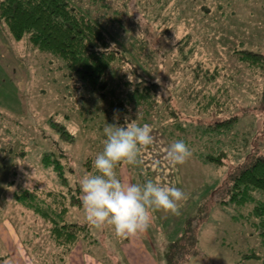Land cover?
<instances>
[{
  "label": "rangeland",
  "instance_id": "rangeland-1",
  "mask_svg": "<svg viewBox=\"0 0 264 264\" xmlns=\"http://www.w3.org/2000/svg\"><path fill=\"white\" fill-rule=\"evenodd\" d=\"M74 3L89 10L112 42L125 50L129 62L117 70V75L124 70V79L135 81L144 74L156 76L169 89L174 84L173 106L185 109L190 114L184 117L187 120L213 122L225 115L222 108L235 105L234 100L240 109L239 120L231 133L221 138L224 155L219 165L197 160L195 152L208 149L201 148L206 141L195 130L186 137L190 157L183 164H174L167 157L174 142L163 132L158 114L147 117L142 107L133 110L130 105V117L123 121L77 78L66 77L58 68L60 63L30 50L26 42H15L0 27V264H51L54 258L47 223L12 195L18 188H57L52 173L40 166V153L51 150L49 140L56 139L49 126L51 119L65 123L73 135V142L57 144L67 152L73 168L67 176L78 182L84 175L95 173L94 159L103 150V130L108 124L123 126L130 121L151 127L153 143L140 148L138 163L120 162L116 171L124 183L151 180L176 186L187 196L180 204V215L154 210L150 228L138 233L151 244L157 264H164L163 242L174 233H182L187 213L192 216V228H197L198 252L186 262L180 260L181 264H264L263 256L241 257V253L262 251L254 228L248 222L232 220L234 210L230 206L213 203V198L206 201L225 173L234 171L255 153L264 152V71L239 63L232 55L234 48L264 52V0ZM181 46L190 51L184 62L178 56ZM123 82L112 86L116 95L124 89ZM214 98L218 108L213 104L206 108ZM10 181L12 186H8ZM67 219L84 221V210L71 207ZM103 229L106 232L99 235L100 246L89 247L82 240L76 243L89 255L86 249L92 250L95 256H91L103 264H114L112 259L106 262L109 251L114 252L119 264L128 263L125 253L132 251L126 245L128 238L117 237L110 225Z\"/></svg>",
  "mask_w": 264,
  "mask_h": 264
},
{
  "label": "trees",
  "instance_id": "trees-1",
  "mask_svg": "<svg viewBox=\"0 0 264 264\" xmlns=\"http://www.w3.org/2000/svg\"><path fill=\"white\" fill-rule=\"evenodd\" d=\"M74 1L0 0V27L15 42H26L30 50L46 54L60 63L58 68L64 71L66 77L77 78L89 92L106 101L122 120L130 117L128 112L131 105L133 110L142 107L147 117L158 114L163 132L173 142L183 140L190 145L186 137L195 130L198 137L205 138L206 142L201 148L208 149L195 152L197 160L219 165L224 155L220 147L221 138L229 135L239 120L237 102L234 100V106L222 108L225 115L213 122L185 119L190 114L185 109L173 106L174 84L169 89L156 76L144 74H139L135 81L124 79V70L117 75V70L121 71L123 65L129 62L125 50L112 42L89 10L79 8ZM187 41L184 44L187 45ZM177 50L179 61L184 62L190 51L186 52L183 46ZM232 55L239 63L261 67L264 71V52L234 48ZM199 70L198 66L196 76ZM214 75L215 71L211 73V78ZM122 79L124 89L120 90V95H116L112 86L119 85ZM114 81L117 82L114 84ZM157 98L162 101L159 102ZM214 100L208 102L206 108L212 104L218 108L219 104ZM261 101L264 102V96ZM201 107L205 109L203 105ZM49 126L55 132L56 139L49 140L51 150L40 153V166L52 173L57 188H18L12 195L17 203L47 223V233L55 248L51 252L54 258L49 263L67 264L66 255L77 241L82 240L89 247L100 246L99 235L106 231L103 227L97 229L89 225L85 217L81 222L67 219L71 207L83 209L82 194L78 179L72 181L67 176V172L71 173L73 168L68 162L67 152L57 141L71 143L74 139L65 123L51 119ZM223 178L212 188V194L206 201L213 198V203L230 206L234 210L232 220H242L244 224L248 222L256 231L262 251L258 254L249 251L241 253L243 259L264 257V152L255 153L253 158L241 162L234 171L225 173ZM12 184L10 181L8 186ZM191 217L189 215L185 219L178 238L162 245L164 264H181L180 260L186 262L197 254V228H192ZM105 244L103 247L108 251L109 245ZM86 251L95 256L92 250L87 248ZM113 253L108 252L106 262L112 259L114 264H118L119 259L116 257L114 260Z\"/></svg>",
  "mask_w": 264,
  "mask_h": 264
},
{
  "label": "clouds",
  "instance_id": "clouds-1",
  "mask_svg": "<svg viewBox=\"0 0 264 264\" xmlns=\"http://www.w3.org/2000/svg\"><path fill=\"white\" fill-rule=\"evenodd\" d=\"M103 131L106 138L103 150L94 159L96 171L79 180L86 222L97 229L110 225L117 237L128 238L150 228L154 210L180 215V204L187 199L182 189L151 180L124 183L117 175L118 163L136 165L140 148L153 143L151 127L129 121L123 126L108 124ZM190 155L183 140L167 150L174 164H183Z\"/></svg>",
  "mask_w": 264,
  "mask_h": 264
},
{
  "label": "crops",
  "instance_id": "crops-1",
  "mask_svg": "<svg viewBox=\"0 0 264 264\" xmlns=\"http://www.w3.org/2000/svg\"><path fill=\"white\" fill-rule=\"evenodd\" d=\"M188 215L189 214L187 213L184 217H187ZM179 236H180V233H174L173 237L169 238L167 242L173 241ZM165 243L166 242H163V245H165ZM126 245L128 248L131 247L132 251L130 252L128 251L127 253L124 252L126 255L127 261H129L128 263L124 262V264H157L158 263L155 258L156 256L155 252L153 254L151 250L152 249L151 244H149V242L148 244H146L143 238L142 237L140 238L138 234L128 237V241ZM156 249L155 250L157 253L158 248L156 247ZM131 256L133 257V259L131 258ZM16 263L17 262H15V264ZM119 263L120 262H118V264ZM67 264H103V263H101L98 259L94 258L93 256L85 253L83 251L82 246H79V244L76 243L75 247L72 249V251L69 254ZM159 264H161V262Z\"/></svg>",
  "mask_w": 264,
  "mask_h": 264
}]
</instances>
